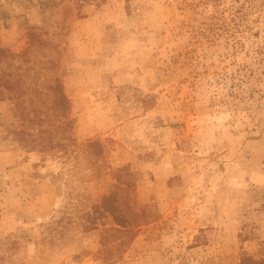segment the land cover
<instances>
[{"label":"rangeland","instance_id":"1","mask_svg":"<svg viewBox=\"0 0 264 264\" xmlns=\"http://www.w3.org/2000/svg\"><path fill=\"white\" fill-rule=\"evenodd\" d=\"M0 48L72 122L30 150L0 102V264L264 256V0H0Z\"/></svg>","mask_w":264,"mask_h":264},{"label":"trees","instance_id":"2","mask_svg":"<svg viewBox=\"0 0 264 264\" xmlns=\"http://www.w3.org/2000/svg\"><path fill=\"white\" fill-rule=\"evenodd\" d=\"M246 13V10H242ZM242 13V14H243ZM248 16L240 18L241 23H247ZM12 55L7 49L0 48V102L9 101L13 106V118L20 129L15 128L8 131L10 135L30 150H38L41 153L48 152L54 148L56 134L59 129L58 122L63 118L64 126L71 125L70 103L65 96L63 86L58 78L54 83L48 85L46 93L42 87L31 82L32 76L29 69H22L11 63ZM243 76H247V69H242ZM232 84H235L236 77H232ZM47 95L49 103L32 99H25L28 95ZM69 134V133H67ZM68 136V135H67ZM69 140V137H68ZM66 147V146H65ZM64 148V145L62 146ZM239 264H264V256L256 259L252 256L243 255Z\"/></svg>","mask_w":264,"mask_h":264}]
</instances>
